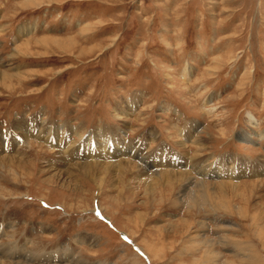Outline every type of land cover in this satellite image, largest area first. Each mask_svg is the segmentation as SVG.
<instances>
[{
  "label": "rangeland",
  "instance_id": "374dc122",
  "mask_svg": "<svg viewBox=\"0 0 264 264\" xmlns=\"http://www.w3.org/2000/svg\"><path fill=\"white\" fill-rule=\"evenodd\" d=\"M42 1L0 0V262L264 264V0ZM166 171L192 178L151 204Z\"/></svg>",
  "mask_w": 264,
  "mask_h": 264
},
{
  "label": "bare ground",
  "instance_id": "6f19581e",
  "mask_svg": "<svg viewBox=\"0 0 264 264\" xmlns=\"http://www.w3.org/2000/svg\"><path fill=\"white\" fill-rule=\"evenodd\" d=\"M34 1H36V3H39L40 1H42V0H30V2H32V4L34 3ZM43 2V1H42ZM59 41V40H58ZM32 47V46H31ZM185 77L186 78H189V76H190V74H189V72H185ZM11 78H13V76H10V75H7L5 72H3V71H1L0 70V79L2 80H12ZM15 78V77H14ZM9 81V82H10ZM3 84H4V86H5V88H7L8 90H10V91H12L14 88H16L17 86L15 85V83H13V81H11V85L10 84H6V82H3ZM15 90V89H14ZM132 108V107H131ZM123 112V111H122ZM127 113V112H126ZM27 124V123H26ZM21 127V126H20ZM26 129V128H25ZM108 130V129H107ZM103 131V130H102ZM76 132H78V131H76ZM222 132H223V130H222ZM70 133V130H68L67 128H65L64 126L63 127H61V128H55V129H51V128H47L44 132H41V131H37V133L36 132H34V131H30V130H23L22 132H20V134H25L26 136H37V139L39 140H41V141H43V142H46L48 145L50 144V145H53V146H55V147H61V146H64V144L67 146V141H68V138H69V134ZM105 133V132H104ZM69 134V135H68ZM116 134V133H115ZM184 134H185V132H184ZM191 134H192V132H191V126H188L187 127V130H186V136H187V138L188 139H190L191 138ZM91 135H93V133L91 134ZM108 135V134H107ZM261 135H263V134H261ZM82 136V135H81ZM264 136V135H263ZM17 137H19V136H17V135H15V139L17 138ZM79 137H80V135H79ZM97 137V136H96ZM99 137V136H98ZM114 137V136H113ZM260 137V136H259ZM105 138V137H104ZM186 138V139H187ZM117 140V139H116ZM262 140V139H261ZM197 141V140H196ZM202 141V140H201ZM119 142V141H118ZM204 142V141H203ZM73 143V142H72ZM100 143L105 147V149H106V154H107V156L109 155L110 156V154L112 153V155H113V153L114 152H117L118 150H119V146H118V144L115 142V140L112 142V143H110V141H108V140H101L100 139V142L95 138V137H90V138H88L86 141H85V144H81V145H79V146H77V147H75V148H73L72 149V151L75 153V154H82V155H84V157H86V156H90L91 158H93L95 155H98V154H100V149L98 148V146L100 145ZM108 144H110L109 146H108ZM121 144V143H120ZM198 145V144H197ZM200 145V144H199ZM70 146H73L74 147V145H70ZM201 146V145H200ZM103 147V148H104ZM123 147V146H122ZM128 147V146H127ZM203 147V146H202ZM62 148V147H61ZM132 148V147H131ZM65 149V148H64ZM125 149V148H124ZM127 149V148H126ZM199 149V148H198ZM129 151V150H128ZM118 154H120V153H118ZM81 155V156H82ZM133 155V154H132ZM160 155H162V154H160ZM89 157V158H90ZM101 157V156H100ZM88 158V159H89ZM2 160H5V159H1L0 161L2 162ZM12 161H16V159H12ZM116 161V160H115ZM114 161V162H115ZM164 161V160H163ZM18 162V164L17 165H20V166H18L20 169H21V167H23V161H20V163H19V160L17 161ZM116 162H118V161H116ZM131 162V161H130ZM174 162V161H173ZM15 163V162H14ZM125 163V162H124ZM122 164V162L120 161V162H118V163H111V164H109V163H98V161L96 162L95 161V163H94V161H89V162H84L82 165H81V167L80 166H78L79 168L78 169H76V170H78V171H80V169L81 168H83V172L86 174V175H89V177L91 176V175H96V176H101V180L102 181H104V179H107L109 176H110V172H112L114 169H116L117 171H119L120 169L119 168H121V165ZM126 164H129V163H126ZM160 164H161V161H160ZM162 164H164V163H162ZM9 165V164H8ZM130 165V164H129ZM165 165V164H164ZM3 166V165H2ZM168 166V165H167ZM124 167V166H123ZM119 169V170H118ZM198 170V169H197ZM249 171H252L251 170V168L250 169H248ZM174 171V170H173ZM185 171V170H184ZM77 173V172H76ZM118 180L120 181V188L122 187V185H123V181H124V178H123V173H119L118 172ZM161 177H162V181H163V185H162V187H160L159 185H157V184H155L154 182H152V183H150V181L149 182H146L145 183V188H146V190H147V194H146V199H150L151 200V204H153L154 202L156 203V202H158V204H161V203H163V202H165V200L167 199V196L168 195H171V193L173 194V192L175 191V187L177 186V185H181L184 181H186V180H189V179H191L192 177L190 176V174L189 173H181V172H177V173H167V171L166 172H164V173H161ZM172 178V179H171ZM113 179V178H112ZM145 180V179H144ZM51 181H52V179H51ZM116 181V180H115ZM191 181V180H190ZM106 183V182H105ZM191 183V182H190ZM200 184H202V188H201V190L200 191H202L203 192V188H205V185L207 184H205L204 182L203 183H201V182H199ZM193 185H195V183L193 184ZM117 186V185H116ZM115 186V187H116ZM185 186V185H184ZM190 186V185H189ZM228 186H231V185H228ZM233 186H235V185H233ZM197 187H199V186H197ZM217 188V187H216ZM130 189V188H129ZM186 189H189V188H186ZM131 190V189H130ZM130 190H126L125 188L124 189H122L121 188V191H120V194H119V197L117 196L116 198H113L112 200H113V202H118V203H120L121 202V199H123V197H125V199H126V197H129V196H127V192L128 191H130ZM207 191V190H206ZM186 192V191H185ZM212 192V191H211ZM82 193V192H81ZM187 193V192H186ZM206 193V192H205ZM208 193V192H207ZM125 194V195H124ZM131 194H133L134 195V193H131ZM165 194V197L163 196ZM130 195V194H129ZM205 195V194H204ZM186 196V195H185ZM186 197H188V196H186ZM193 198L192 199H194V201L195 200H197L198 198H196L197 197V193H196V191H193V196H192ZM199 199H203V198H199ZM124 200V199H123ZM202 202V201H201ZM146 205V204H145ZM246 211V210H245ZM240 213H241V211H240ZM242 214H244V213H242ZM142 215L143 214H138L137 216L139 217H142ZM243 216V215H242ZM260 218H262V217H260ZM138 219V218H137ZM254 221V220H253ZM263 222V221H262ZM263 225V224H262ZM130 234H132V233H130ZM133 235V234H132ZM208 243V242H207ZM206 243V244H207ZM209 244H210V242H209ZM208 248V247H207ZM212 248V247H211ZM146 249V248H145ZM213 250V249H212ZM4 254L6 255V253L5 252H1V256H4ZM27 256V255H26ZM0 264H4V262H0Z\"/></svg>",
  "mask_w": 264,
  "mask_h": 264
},
{
  "label": "crops",
  "instance_id": "0c3cea01",
  "mask_svg": "<svg viewBox=\"0 0 264 264\" xmlns=\"http://www.w3.org/2000/svg\"><path fill=\"white\" fill-rule=\"evenodd\" d=\"M226 156V155H225ZM229 156H231V157H233L232 155H229ZM228 156V157H229ZM226 158H227V156H226ZM230 159V158H229ZM227 160H228V158H227ZM253 161V164H257V159H255V160H252ZM242 163H245V161H242ZM260 165V163L258 164V166ZM256 168H257V165H256ZM245 170V169H244ZM247 172H249V173H251L249 170L247 171ZM244 179H247V178H249V176H247L246 178L245 177H243Z\"/></svg>",
  "mask_w": 264,
  "mask_h": 264
}]
</instances>
